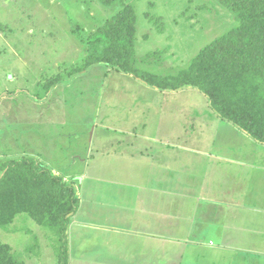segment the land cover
<instances>
[{"label":"crops","instance_id":"0c3cea01","mask_svg":"<svg viewBox=\"0 0 264 264\" xmlns=\"http://www.w3.org/2000/svg\"><path fill=\"white\" fill-rule=\"evenodd\" d=\"M71 47L85 57L82 37ZM23 55L7 57L8 84L20 75L35 89L0 90V148L3 131L18 128L4 161L34 157L72 186L78 203L68 215L66 264H264V143L221 119L194 87L161 89L121 71L150 87L129 89V105L117 86L125 96L113 103L111 94V113L84 87L69 99L76 81H63L65 58L32 70L36 62ZM17 91L23 103L11 100ZM89 101L87 119L72 123ZM56 116L64 117L60 126ZM203 125L215 131L211 138Z\"/></svg>","mask_w":264,"mask_h":264},{"label":"rangeland","instance_id":"374dc122","mask_svg":"<svg viewBox=\"0 0 264 264\" xmlns=\"http://www.w3.org/2000/svg\"><path fill=\"white\" fill-rule=\"evenodd\" d=\"M123 1L132 5L135 15L136 33L133 49L135 62L133 68L136 69L137 74L154 73L161 77L177 74L189 65L190 60L200 49L236 24L232 13L219 0ZM121 7L119 2L105 6L98 0H0V90L5 87L19 88L22 83L24 88L27 86L29 89H35L33 85L35 81L30 79L29 82H24L20 75L17 76L15 85L8 84L9 73L4 66L7 64L6 69L13 67L11 65L12 58L7 57H13L17 52H22L24 57L32 58L31 61L36 62H32V70H37L43 63V59H51L49 65L54 69L55 63L59 59L65 58L63 81L70 80L69 76L76 81L73 88L70 87L72 92L69 99L71 101L78 99V96H74L77 95L75 91L84 87L87 89L84 90V94L88 98L98 100L96 102L98 106L112 113L111 105L123 98L125 92L127 95L129 89L140 90L149 85H144L139 79H134L132 76L130 79L129 75L122 73L118 68L105 64L95 65L85 78H77L79 73L87 71L94 64L76 72L84 64V56L82 53L80 54V50L72 52L71 47L68 52L67 49L71 44L78 43L80 37L85 38L92 29L102 25L105 20L123 8ZM153 52L155 54H152ZM18 66L23 67V65ZM71 70L72 74L68 75ZM51 76L50 67L47 66L43 73L44 81ZM133 81H137V84ZM117 86L127 90L125 92L117 91ZM112 93L118 95L113 103L109 101L113 99ZM197 93L204 97L202 92L197 90ZM16 95L18 96L11 100L23 103L26 97L25 93L17 91ZM65 95L68 97L67 92H65L64 98ZM126 100L129 105H133L130 102L131 97L128 95ZM90 104H92L91 101L87 102L86 107L79 106L80 112H72L71 122L79 123L81 120L78 122V117H84L86 120ZM92 112L93 110H91ZM106 112H102L103 115L109 116L110 114L106 115ZM20 114L26 116L23 111ZM65 118L69 117L65 116ZM56 119H58L56 126H60L64 117L56 116ZM23 122H25L23 126H31L29 121L23 120ZM204 126L199 131L209 134L211 138L215 131ZM234 126L237 125L234 124ZM29 128L31 130V127ZM17 129L15 131L10 129V133L7 134L3 131L2 136H8V141L3 145L4 149L0 148V152L5 150L8 153L0 154V166L8 162V160L4 161L5 157L12 156L9 151H12L14 146L10 141L12 140L15 145H18L15 136L18 134ZM240 129L243 131L242 128ZM28 138L30 137H25V139ZM204 147L207 148V145ZM31 159L41 166L45 164L43 161H37L34 157ZM3 172L4 170L0 171V177ZM60 174L63 177L62 173ZM45 182H47L46 179ZM62 182L67 184L63 180ZM58 190L61 192L59 188ZM36 216L37 212H29L28 205L25 203L22 210L16 211L11 216L9 223L0 225V243L8 245L10 253L22 264H57V234L49 225H44L42 221H36Z\"/></svg>","mask_w":264,"mask_h":264},{"label":"trees","instance_id":"16d2710c","mask_svg":"<svg viewBox=\"0 0 264 264\" xmlns=\"http://www.w3.org/2000/svg\"><path fill=\"white\" fill-rule=\"evenodd\" d=\"M98 1L105 6L119 2L123 8L83 37L86 54L78 70L103 63L161 89L194 87L207 97L221 119L264 143V0H219L236 24L200 49L186 68L162 77L137 74L133 68L136 27L132 5L123 0ZM2 170L0 225L9 223L26 203L29 212H37L36 221L55 230L57 264H66L68 215L78 203L72 186L31 158L8 161L0 166ZM9 249L0 243V264H22Z\"/></svg>","mask_w":264,"mask_h":264}]
</instances>
